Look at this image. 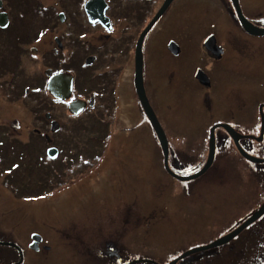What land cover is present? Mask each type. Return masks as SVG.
Here are the masks:
<instances>
[{
    "label": "flooded vegetation",
    "instance_id": "flooded-vegetation-1",
    "mask_svg": "<svg viewBox=\"0 0 264 264\" xmlns=\"http://www.w3.org/2000/svg\"><path fill=\"white\" fill-rule=\"evenodd\" d=\"M221 1L223 4H220L219 11L222 22L226 20L228 25L223 26L222 23L209 20V26H205L203 32L196 38L197 44H200L199 61L174 67L172 62L166 59L160 67L151 68L149 55L153 57V38L150 30L165 16L174 0L146 33L141 45L143 87L155 115L157 104L164 102L168 108L172 105L169 101L172 89L174 95L179 97L181 106H183L181 95L191 97L197 103L195 110H187L185 118L178 115L173 117V128L163 125L156 115L168 147V160H162L161 167L166 176L178 182L180 180L176 176L194 175L204 167L211 143L214 148L211 163L192 181L206 178L211 185L220 178L227 181L230 179L251 181L253 178L252 173L250 174L251 169L245 167L249 161L239 153L234 139L221 125L229 126L238 134L237 143L246 152L252 143L259 144L263 140L264 0H245V4L248 5L246 10L241 0H238V9L252 29H247L240 21L236 5L230 0ZM42 2L43 0L39 1L40 8ZM141 2L144 4H115V8L106 2L105 16L108 18L106 25L90 22L83 6V22L80 24L85 25L86 29L79 27L77 30L68 31L74 33H71L73 37L75 36L72 40L74 45L81 41L84 50L79 46L77 47L81 52L73 50L74 47H71L73 44L69 42L72 36L68 31L65 35L61 33L54 36L49 49L44 47L45 52L55 58L53 61L57 67L46 65L47 67L39 72L44 80L43 87L38 92L40 103L49 108L42 109L36 116L41 119L44 128L50 127L52 121L57 122L56 132L49 135L51 141L48 144L58 151L56 161L60 154L61 160L65 156L68 160L71 155L64 154L60 144L58 143V147L53 138L76 120L85 124L84 128L88 130L89 137L93 140L89 150H92L94 144L101 148V159L111 149L135 143V134L140 128H147L159 145L137 94L135 48L141 32L155 16L164 0L161 4H155V0ZM2 15L7 21L0 27V35L3 36L0 45L12 42L11 36L16 37L14 38L16 45L22 43L21 20L10 12L6 0H0V16ZM52 16L56 25L51 29L52 32L61 31L57 24L58 14ZM15 23L17 27L14 29ZM49 39L50 37L43 44H49ZM53 43L55 46H52ZM22 50H25L24 47L21 48V52ZM162 53L165 58L167 56L178 58L182 48L174 41H165ZM7 54L5 53V64L1 65L4 68L8 66ZM11 55L13 57L10 65L13 64L14 57H17ZM121 56L129 58V65L125 66ZM117 58L121 60L120 65L116 64ZM124 68L129 70L127 81H124L122 76ZM47 70L51 71V76L59 72L71 75L72 84L68 99L54 98L49 93ZM44 95L46 96L43 97ZM73 101L83 102L82 109L77 113H72L68 109ZM253 118L260 120V128L257 129L260 134L262 132L260 140L255 139L259 135L250 132L259 123ZM229 148H234L237 155L242 156L244 161H240L245 162L242 168L233 160L235 164L226 163L228 161L224 157L228 153L225 150ZM75 157H78L75 161L79 163L56 164L52 177L41 179L32 184V187H29L27 174L22 173L21 177L16 178L14 181L16 188L12 189V193L17 197L18 200H14L19 204L10 203L5 196L3 199L0 197V264H124L122 259L125 253L132 252L134 247L139 253H143L142 258L136 260V264L150 263L148 257L152 254L151 250L141 243L146 238L139 236L138 223L140 215L144 213L135 203L130 206L128 197L126 198L123 193L120 195L121 199L113 197L115 201L108 200L106 194L102 193L100 204H88L87 201V204L77 205L75 210L65 211L57 206L60 209L53 211L51 220L43 215L46 212L42 209L36 211L25 206L27 202L41 201L38 197L47 184H53L54 197H60V193L65 192L58 189L60 178H66L68 170L73 165L78 166L81 163L82 166L89 168L91 172L84 179H92L107 163V160L106 163L105 160H99L97 164L99 168L96 170L97 166L93 168L95 162L91 160H96L97 154L92 157L88 153L87 157H81L77 153ZM187 166H192L191 173L182 172L183 169H191L185 168ZM213 167L214 169L210 171ZM254 178L260 186L258 195L256 192L246 191V188L242 189V203L248 210L251 209L253 199H259V209L264 205V170L260 174H255ZM230 185L231 182H228L229 195L233 191L229 188ZM23 200L26 202L22 204ZM105 204L112 207L105 210ZM156 208L153 206V210L147 213L149 219ZM263 217L264 215L260 219ZM28 218L33 219V227L30 229L28 224L26 226ZM260 263L264 264V258Z\"/></svg>",
    "mask_w": 264,
    "mask_h": 264
},
{
    "label": "rangeland",
    "instance_id": "rangeland-1",
    "mask_svg": "<svg viewBox=\"0 0 264 264\" xmlns=\"http://www.w3.org/2000/svg\"><path fill=\"white\" fill-rule=\"evenodd\" d=\"M39 1L6 0L10 12L21 20L23 33L22 43L16 45V41L14 42L16 37L11 36L12 42L8 41L0 45V197L3 199L5 196L10 203L19 204L14 200L18 199L12 193V189L16 188L14 181L21 177L22 173L27 174L29 187H32L37 181L52 177L56 164L79 163L75 161L78 159L75 157L77 153L81 157H87L88 153L92 157L97 154L98 158L91 160L95 162L93 168L97 166L99 160H105L104 163L107 160V163L92 179H84L91 172L89 168L82 166L81 163L78 166L73 165L68 170V176L60 178L58 189L65 191L60 193V197H54L53 184H47L48 186L43 187L44 191L38 197L41 201L27 202L25 206L36 211L42 209L46 212L43 215L51 220L53 211L60 209L57 206L65 211L75 210L77 205L87 204V201L88 204H100L102 193L111 201H115L113 197L116 196L121 199L120 195L123 193L126 198L128 197L130 206L135 203L144 213L140 215L138 223L139 236L146 238L141 243L149 247L152 254L148 257L150 263L140 264H261V259L264 258V217L229 243L219 247L199 249L184 257L181 256L189 250L206 246L221 238L259 210V199H253L251 209L248 210L243 206L241 195L242 189L245 188L250 193L259 194L260 186L254 175L264 170V163L246 164L245 167H250V174L252 173L253 176L249 182L231 179L227 181L220 178L211 185L209 180L201 178L180 183L181 181L178 182L165 175L161 167L163 156L160 144L158 145L147 128H140L136 132L135 143H127L111 149L101 159V148L96 147L97 144L89 150L93 140L90 139L88 130L84 128L85 124L78 120L53 138L57 145L60 144L64 154L71 155V158L66 160L65 156L61 160L60 154L56 161V156L53 158L47 154L48 149L54 148L48 146L51 141L49 135L56 130H52L51 126L44 128L41 119L36 116L42 109L49 108L40 103L38 92L43 87L44 80L39 72H42V68H46V65L52 68L57 66L53 61L55 58L46 53L44 47L49 49L52 38L56 35L59 36L61 33L65 35L68 30H77L79 27L86 29V26L83 24L81 26L80 23L83 20L82 7L87 0H43L41 8L38 6L41 4ZM105 2L111 4L112 8H115V4H144L141 0L118 2L105 0ZM155 2L161 4L163 0H155ZM241 2L246 10L248 5L245 4V0ZM220 4H223L221 0H174L165 16L150 30L153 38V57L149 55L151 68L160 67L166 59L171 61L174 67L199 61L200 44H197L196 38L203 32L205 26H209V20L222 23L223 26L228 25L226 20L222 22ZM54 14H58L57 24L61 31L51 30L56 27L52 16ZM16 27L15 23L13 28ZM41 33L43 36L40 35ZM71 33L73 32L68 31V34ZM49 37V44L44 45L43 42ZM73 38L75 36L69 40L73 44L71 46L74 47L73 50L81 52L77 46L84 50V44L78 41L74 45ZM2 39L3 36L0 35V40ZM165 41H174L181 46L182 53L178 58L164 57L162 46ZM52 46L55 44L53 43ZM22 47L25 50L21 52ZM5 53H8V66L4 68L1 65L5 64ZM11 54L17 56L14 57L12 65H10L13 57ZM121 59L125 66L129 65V58L121 56ZM116 64H121L120 58H117ZM122 76L124 81L129 79L127 68L123 69ZM174 82L177 84L176 81ZM170 95L171 100L168 99L172 102L170 108L161 102L156 105L155 110L159 121L173 128V117L178 115L185 118L187 110H195L197 103L193 98L181 95L183 99L181 106L179 97L174 95L173 89ZM253 119L259 123L250 132L260 136L257 130L260 128V120ZM255 139L257 140V137ZM246 150L247 152L243 150L246 154L264 159V134L261 143H252L251 148ZM225 151L228 153L224 157L228 161L226 163L235 164L233 160L238 167L242 168L245 165V162L240 161L243 160L242 156L237 155L234 148ZM177 154L179 156V152ZM98 168L97 166L96 170ZM185 168L191 169H183L184 173H191L193 170L192 166ZM213 169L214 167L210 171ZM228 182H231L229 188L233 190L230 195L227 193ZM25 202L26 200L22 204ZM153 206L157 208L149 219L147 213L153 210ZM111 207L108 204L104 205L105 210ZM32 222L33 219L26 220L28 229L33 227ZM142 255L143 253H139L134 247L132 252L125 253L122 261L124 264H136V260L142 258Z\"/></svg>",
    "mask_w": 264,
    "mask_h": 264
},
{
    "label": "water",
    "instance_id": "water-1",
    "mask_svg": "<svg viewBox=\"0 0 264 264\" xmlns=\"http://www.w3.org/2000/svg\"><path fill=\"white\" fill-rule=\"evenodd\" d=\"M172 1L173 0H164L162 6L157 11L155 16L152 18V20L149 22V24L141 32V34L137 40V44H136V48H135V74H136L135 83H136L138 98H139L140 104H141L145 114L147 115V118H148L153 130L156 133V136L159 140V143H160V146L162 149L163 160H165V161L167 160V157H168L167 140H166L164 131H163L157 117L155 116L153 109L149 105V102L147 100L145 90L143 87L141 45H142V42H143V39H144V36L146 35V33L153 26V24L161 17V15L165 12L166 8L168 7L169 4L172 3ZM230 1L232 2V4L236 5L238 17H239L240 21L243 23V25L247 29H252V27L250 25H248L247 21L245 20V18L242 16L240 10L238 9V6H237L238 0H230ZM105 10H106L105 0H87L84 4V11H85L87 18L90 22L99 21L103 25L108 24V18L105 16ZM6 21H7V18L4 15H2V17L0 16V26L3 27L5 25ZM253 28H255V27H253ZM50 72H51L50 70L46 71V74L49 76V81H48V85H47L49 92L54 97H56L58 99H67L69 96V93L71 91V84H72L71 75L59 73V74H55V75L51 76ZM82 107H83V102L73 101V102H71L69 109H70V112L77 113L80 109H82ZM55 123H56L55 121L51 122L52 130L56 129ZM221 126L227 129L229 134L234 139L238 151L240 152V154L244 158H246L247 160H249L253 163H263L264 162V159L246 154L237 143L236 135H238V134H236L227 125H221ZM260 139H261L260 137L257 138V140H260ZM211 142H212V137H211ZM213 152H214V148H213V145L211 143V146L209 148V155L207 158V162L205 163L204 167L198 173L191 175V176H188V177H181V176H176V177L180 181H185V180L187 181V180L195 179L196 177L201 175L209 167L211 160H212V157H213ZM47 154L54 158L57 154V150L54 148L48 149ZM263 214H264V205L261 209L256 211L253 215H251L247 220H245L242 224H240L237 228H235L231 232L227 233L226 235H224L221 238L211 242L210 244H208L206 246H202L200 248L198 247V248H195L191 251L189 250L186 253H184L181 257L186 256L188 253H190L192 251H196L199 249H205V248H211V247H219L221 245L228 243L230 240L235 238L238 235V233H240L245 227H247L250 224H252L253 222H255Z\"/></svg>",
    "mask_w": 264,
    "mask_h": 264
},
{
    "label": "bare ground",
    "instance_id": "bare-ground-1",
    "mask_svg": "<svg viewBox=\"0 0 264 264\" xmlns=\"http://www.w3.org/2000/svg\"><path fill=\"white\" fill-rule=\"evenodd\" d=\"M97 22H99V21H97ZM99 23H100V22H99ZM100 24H102V23H100ZM102 25H103V24H102ZM0 27H2V26H0ZM62 73H63V72H62ZM259 137L262 138V132H261V135L258 136V138H259ZM190 176H191V175H190ZM185 177H186V176H185ZM187 177H188V176H187ZM191 180H192V179H191ZM261 208H262V207H261ZM261 208H260V209H261ZM263 215H264V214H263ZM238 226H239V225H237L235 228H237ZM249 227H250V226L245 227L244 230L248 229ZM235 228H233V230H234ZM240 233H241V232H240ZM240 233H238V235H239ZM238 235H237V236H238ZM155 264H156V263H155ZM161 264H165V263H161Z\"/></svg>",
    "mask_w": 264,
    "mask_h": 264
},
{
    "label": "snow or ice",
    "instance_id": "snow-or-ice-1",
    "mask_svg": "<svg viewBox=\"0 0 264 264\" xmlns=\"http://www.w3.org/2000/svg\"><path fill=\"white\" fill-rule=\"evenodd\" d=\"M40 35H41V36H43V33H41ZM85 163H88V162H87V161H85ZM16 167H18V166H16Z\"/></svg>",
    "mask_w": 264,
    "mask_h": 264
}]
</instances>
